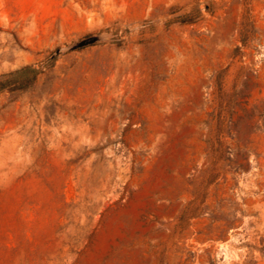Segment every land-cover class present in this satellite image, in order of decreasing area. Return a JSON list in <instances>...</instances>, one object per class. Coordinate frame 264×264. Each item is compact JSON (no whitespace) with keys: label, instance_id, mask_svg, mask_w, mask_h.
<instances>
[{"label":"rangeland","instance_id":"374dc122","mask_svg":"<svg viewBox=\"0 0 264 264\" xmlns=\"http://www.w3.org/2000/svg\"><path fill=\"white\" fill-rule=\"evenodd\" d=\"M26 67L0 264H264V0H0Z\"/></svg>","mask_w":264,"mask_h":264},{"label":"trees","instance_id":"16d2710c","mask_svg":"<svg viewBox=\"0 0 264 264\" xmlns=\"http://www.w3.org/2000/svg\"><path fill=\"white\" fill-rule=\"evenodd\" d=\"M30 73L32 76L29 80H27V83L32 81V79L35 77L36 71L31 68H22L12 74L8 75H1L0 76V92L7 88L10 85V82L17 81L22 84L23 81H25V75Z\"/></svg>","mask_w":264,"mask_h":264},{"label":"water","instance_id":"95a60500","mask_svg":"<svg viewBox=\"0 0 264 264\" xmlns=\"http://www.w3.org/2000/svg\"><path fill=\"white\" fill-rule=\"evenodd\" d=\"M97 41H98V38H96V37L87 38V39L79 42L75 46H73L71 49L72 50L80 49V48L92 45V44L96 43Z\"/></svg>","mask_w":264,"mask_h":264}]
</instances>
